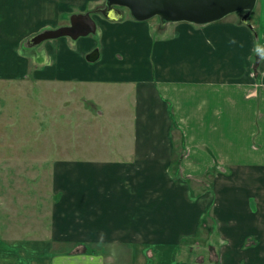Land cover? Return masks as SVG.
Instances as JSON below:
<instances>
[{
  "label": "crops",
  "instance_id": "obj_1",
  "mask_svg": "<svg viewBox=\"0 0 264 264\" xmlns=\"http://www.w3.org/2000/svg\"><path fill=\"white\" fill-rule=\"evenodd\" d=\"M103 2L0 0V88L47 83L60 96L77 82L116 97L94 105V125L108 120L94 129V168L54 160L50 188L33 176L25 195H0V264H264V0L251 26L243 12L205 25L109 20L94 16ZM88 11L95 34L29 44ZM15 143L0 163L50 164ZM17 196L53 202L19 224Z\"/></svg>",
  "mask_w": 264,
  "mask_h": 264
},
{
  "label": "rangeland",
  "instance_id": "obj_2",
  "mask_svg": "<svg viewBox=\"0 0 264 264\" xmlns=\"http://www.w3.org/2000/svg\"><path fill=\"white\" fill-rule=\"evenodd\" d=\"M104 5L105 2L95 6L92 10H99ZM124 13L128 14L129 11L125 9ZM97 15L100 14L95 12L94 16L97 17ZM71 62H74L73 59H71ZM178 64V69L182 70L183 67H180V63ZM5 86L7 87L0 88V130L5 128V130L0 132V146L6 152L7 149L11 150L9 148L10 143L16 142L15 144H17L18 148H24L22 150L25 153L27 152L26 149H28L33 156H35V152L43 153V155L48 153L50 164H12L10 160L9 162L0 163V187L4 188H0V195L5 196L6 192L9 191L7 190L8 186H12L15 192L18 190L19 193H24L23 195H25L28 192V186L31 185L29 181L33 176L44 179L46 186L48 183L47 187H51V179L56 174L57 167L53 163L54 160L67 161L66 165L68 168H78L83 166V164H90L89 167L94 168V156H99L94 155V129L97 132H101V128L105 129L108 124L107 119L106 122L105 119L98 118V126L94 125V105L103 110L102 105H98L97 101L102 104L114 101L116 98L112 94L115 92L114 88L107 87L106 91L101 92L94 84L66 82V93L61 92L59 96V92L54 88L57 86L53 87L47 83L36 85L35 88L26 83L25 86H20L22 93L27 91L24 94L9 90V85ZM2 89H6V91ZM131 92L135 93L134 90H131ZM28 94L33 97L27 96ZM64 95H66L67 99L66 105L61 102L59 111L58 98H63ZM45 99H49V104H46L49 107L46 108L44 114L40 106ZM107 110L108 108H106V112ZM124 130H127V128H124ZM50 142H52V146L51 149H48ZM4 143L6 144L3 145ZM55 144H61L60 149L55 148ZM8 153L10 154L11 152L9 151ZM61 166L64 167L63 165ZM13 202L12 206L18 207V222L20 224L21 220L23 223L24 218L28 216L26 213L28 210H37L38 208L41 211L43 205L45 207L51 206L53 201L50 196L44 198L17 196L13 198ZM3 209L4 211L10 210L5 207ZM41 213L37 214L42 218L43 215ZM5 215L7 222L13 225L14 215L11 213ZM0 216L5 218L3 213ZM43 221L47 224L50 219L45 215ZM15 226H18L17 222ZM4 228L7 227L4 226ZM24 232L26 231L24 230ZM2 233L0 231V237H2Z\"/></svg>",
  "mask_w": 264,
  "mask_h": 264
},
{
  "label": "water",
  "instance_id": "obj_3",
  "mask_svg": "<svg viewBox=\"0 0 264 264\" xmlns=\"http://www.w3.org/2000/svg\"><path fill=\"white\" fill-rule=\"evenodd\" d=\"M257 0H105L104 7L94 11L109 20H120L124 10L137 21H146L157 17L162 25L176 22H189L205 25L218 21L235 12H243L241 21L249 26L250 17ZM97 22L92 12L74 13L70 24L58 28H48L33 35L28 41L31 46L63 36L77 39L80 36L95 34ZM99 50L87 55L89 61L99 58Z\"/></svg>",
  "mask_w": 264,
  "mask_h": 264
}]
</instances>
